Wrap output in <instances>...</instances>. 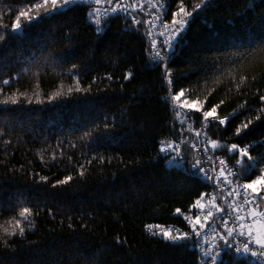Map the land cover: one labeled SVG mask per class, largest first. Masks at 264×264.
<instances>
[{"label":"trees","instance_id":"1","mask_svg":"<svg viewBox=\"0 0 264 264\" xmlns=\"http://www.w3.org/2000/svg\"><path fill=\"white\" fill-rule=\"evenodd\" d=\"M165 1L192 15L169 60L154 63L143 17H112L98 29L77 3L22 17L13 32L19 11L37 0H0V264H199L189 243L148 232L185 229L182 216L214 189L196 170L165 163L160 140L179 137L172 97L180 91L182 104L203 105L188 107L197 125L220 105L209 141L249 146L240 180L261 176L264 0H209L198 9L200 0ZM214 153L238 160L225 147ZM221 251L218 264H255Z\"/></svg>","mask_w":264,"mask_h":264},{"label":"built area","instance_id":"2","mask_svg":"<svg viewBox=\"0 0 264 264\" xmlns=\"http://www.w3.org/2000/svg\"><path fill=\"white\" fill-rule=\"evenodd\" d=\"M77 3H86L88 5L90 22L98 29L103 28L106 22L112 17H124L133 20L143 17L147 24L149 50L154 63L164 62L171 57L176 41H173V47L171 48L168 47L166 42L169 41L174 32L180 28L179 23L174 24L173 21H180L181 19L187 20V24L184 26L183 30L185 31L191 20V16L179 13V9L171 12L168 3L165 0H113L111 5L107 3V0H101L100 4H96L95 0H78ZM117 4H120L121 7L116 12H112V7H115ZM128 5L136 6L124 7ZM95 9H99V11L94 12ZM185 12L189 11L185 9ZM177 13H179V15H177ZM96 19L100 20L99 25L95 23ZM165 25L168 27L165 28ZM157 51L161 53L163 59L155 56ZM169 89L172 91L171 85H169ZM181 105L182 104L179 101H174L173 103V110L179 132L178 139L164 138L160 140L161 148H167V151L162 152L165 158V163L169 167L184 172H188L191 169L196 170L197 174L213 184L214 189L202 203L205 205L203 209L197 207L182 216L186 225L185 229L177 225L166 226L155 224L151 225L153 227L151 231L148 229V232L152 235H154L153 233H156L154 236L160 237H163L161 230H172L173 234H177V230L179 233H189V237L186 240L170 242L176 244L189 243L191 248L200 256L199 264H212L209 257L203 256V251L213 249L214 246H216L215 251H219L221 254L222 248L227 247L221 237L226 236V228H234L236 231L233 236L228 237L232 246L227 248H230L239 258L252 260L255 264H264V258L253 257L250 253H245L242 250L240 252L236 251L237 247H242V244L246 242V235L241 236L239 234L240 231H242L239 225L241 223L252 224V219L248 218L244 221L237 220V213L233 212L229 207V205H232L233 207L242 206L245 210L240 212L239 215L247 216L248 210L255 207L258 202L254 201L251 205L243 204L242 198L246 192L249 199H253L251 189L245 190L242 187L245 183L240 180L238 168L239 164H241L247 157H241L239 151H231L234 156H238V160L229 161L227 157L216 155L214 153V150L222 147L230 149L233 144L237 145L238 149L247 148L248 152L250 151V147L241 146L236 143H228L222 140L217 141L218 146L213 148L208 136L210 129L214 125V120L209 118L205 121L203 117L201 124L197 125L192 111L189 108L181 107ZM177 113H179V115H177ZM197 133H199V135H197ZM169 142L172 144L171 148H168ZM186 143H189L188 145L195 156L191 163L183 150ZM221 161H224V164H221ZM222 170L223 175H221ZM230 192L233 194L228 195ZM236 193L240 194L239 197ZM213 196L215 197V204L219 205L224 211L217 212L216 208L208 203L209 199ZM256 210L261 211L260 206ZM208 211H212L213 216L205 221L204 217L207 215ZM197 215L200 216L201 223L206 225L204 228L195 225L197 232H199V236L192 231L194 219ZM175 216L179 217L180 215L175 214ZM243 231L245 234L247 233V229H243ZM250 247L254 250L256 249V245H250ZM219 261L220 257L217 264Z\"/></svg>","mask_w":264,"mask_h":264},{"label":"snow or ice","instance_id":"3","mask_svg":"<svg viewBox=\"0 0 264 264\" xmlns=\"http://www.w3.org/2000/svg\"><path fill=\"white\" fill-rule=\"evenodd\" d=\"M78 0H37L36 3L34 4H30V5H25V7L23 9H21L18 13V15L16 16V19L12 25V31L16 32L18 30H20L22 28V24H21V18L23 17L25 20L31 21L33 19H37L40 15L41 10L44 13H50L54 10H60V9H64V8H68L71 5L77 3ZM96 4H100L101 0H95ZM108 4H112L113 0H107ZM205 3V0H200V3L195 5V8H199L201 7L202 4ZM183 4V0H181V5ZM136 5H128V6H124V7H135ZM121 7L120 4H117L115 7H112L111 11L112 12H116L119 8ZM35 11V15H32V13ZM99 9H95L94 12H98ZM179 13H184L186 16H191L192 13L191 12H185V9L183 8V6L180 7L179 9ZM179 13H177V15H179ZM95 23L97 25L100 24V20L96 19ZM174 24L179 23L180 28L177 29L174 34L172 35V37L170 38L169 41H167L166 43L168 44V47L171 48L173 47V41H177L180 37V33L184 30V26L187 24V20L181 19L180 21H173ZM2 27H7V25H0ZM168 26L165 25V28H167ZM4 36L0 35V40H3ZM155 56L163 59V56L161 55V53L159 51H157L155 53ZM131 72L128 73V75L125 77V79H128L131 77ZM4 84H8L9 81L5 80L3 81ZM169 83H171V81L169 80ZM244 83L243 79H241V83L239 85H237V87L239 88L242 84ZM184 96V92L180 91L179 94H175L173 95V100L174 101H180L181 98ZM260 99L262 101H264V95L260 96ZM8 100L3 101V103H8ZM12 103H15L16 101L13 99L11 101ZM221 103H223V101H221ZM220 105H215L214 107H212L210 110H206L203 111V117L205 119V121H207L209 118H212L213 120H217V116H216V111L217 108H219ZM181 107H189L192 108L195 111H201L203 109V105L199 104V101L197 100H193L191 102L189 101H184V103L181 105ZM177 115H179V113H177ZM228 117H224L222 119H218V123L221 125L226 124ZM257 119H259V117H257ZM251 123V121H247L245 123L242 124V128H247L248 124ZM237 134L240 133L241 128H238L237 130ZM197 135H199V133H197ZM210 144L213 148H216L218 146L217 142L212 140L210 141ZM172 144L171 142H169L168 144V148H171ZM230 151L232 152H236L239 151V154L241 157H247L249 160H252L253 157H251L249 155L248 149L247 148H243V149H238V146L233 144L231 145ZM161 151H167V148L162 147ZM238 162H242V161H238ZM221 164H224V161L220 162ZM261 176L257 179V180H252L250 183H246L244 185H242V187L245 190L251 189L252 192V196L253 199H249L247 192L245 193V195L243 196V204L244 205H251L254 203V201H258L255 205V207L250 208L248 210L247 216H241L239 215L240 212L244 211L245 209L241 206V207H233L232 205H229V207L232 209L233 212L237 213L236 219L240 220V221H244L248 218L252 219V224H245V223H241L239 225L240 229H242V231H240V235L241 236H245L246 235V242L242 244V247H237L236 251L240 252L241 250L245 253H250L253 257H259V258H264V211H257L256 209L259 207V202H264V169H261ZM83 174V173H81ZM221 175H223V170L221 171ZM42 179H46L44 177H42ZM71 177H68L65 181H60L59 183H66L67 180H70ZM257 185H261V188H257ZM233 193H228V195H232ZM236 195L239 197V193H236ZM203 199V196H201V199H198L194 205V207H199L200 209H203L205 207V205L201 204V200ZM209 204H211L213 207L216 208L217 212H221L224 211V209H222L219 205L215 204V197H211L208 201ZM177 213L180 212V209L176 210ZM20 217H22L23 219L27 220L28 216L31 215V210L29 208H24L21 212H20ZM213 213L212 211H208L207 215L204 217V220L207 221L209 217H212ZM187 219V217H186ZM191 222V221H190ZM227 223V222H225ZM195 225H199L200 228H204L206 225L201 223L200 221V216L197 215L194 219V223H193V227H192V231L194 233H196L197 236H199V232H197V229L195 227ZM256 225H259V227L257 228ZM153 226L149 225L148 229L149 231H151ZM15 228L19 230V233L22 235L24 229L22 227H20V220H16L15 222ZM243 229H247V233L245 234V232L243 231ZM4 234L5 235H15L16 231H9V228L4 227L3 229ZM236 230L234 228H226V236H222L221 239L224 240L225 242V246L227 247H231V242L228 240V237H232L234 232ZM154 235L156 233H153ZM161 234L163 236L164 239L172 241V242H176V241H180V240H186L189 237V233H179L177 230V234H173L172 230H161ZM6 242V241H5ZM250 245H256V249L254 250L253 248L250 247ZM215 247L213 249H209V250H204L203 251V256L204 257H209L212 261V264H217V261L219 260L220 257V253L219 251H215Z\"/></svg>","mask_w":264,"mask_h":264},{"label":"rangeland","instance_id":"4","mask_svg":"<svg viewBox=\"0 0 264 264\" xmlns=\"http://www.w3.org/2000/svg\"><path fill=\"white\" fill-rule=\"evenodd\" d=\"M180 102V101H179ZM181 103V102H180ZM182 104V103H181ZM186 108H188V107H186ZM257 187V186H256ZM258 188V187H257ZM262 211H264V209H262ZM256 227L258 228L259 227V225H256Z\"/></svg>","mask_w":264,"mask_h":264}]
</instances>
